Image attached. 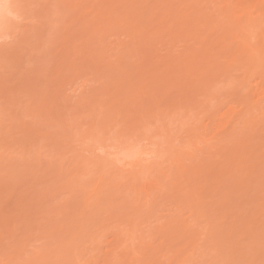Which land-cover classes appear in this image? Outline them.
Returning a JSON list of instances; mask_svg holds the SVG:
<instances>
[{"label":"bare ground","instance_id":"obj_1","mask_svg":"<svg viewBox=\"0 0 264 264\" xmlns=\"http://www.w3.org/2000/svg\"><path fill=\"white\" fill-rule=\"evenodd\" d=\"M150 1L151 0H129L127 2L125 0L123 2L119 0H107V6H104L103 8V6L100 4V6H97L95 10V3L93 5L90 4L91 6H85L86 9L91 8V10L88 12L90 13V15L87 13L90 16L89 19H79L78 21L82 22L83 27L77 28L79 24H76L77 26H75V29L70 34V38L65 49L54 54L57 57L55 61L62 60L59 62L66 63V61L71 59H81L85 63H95V58H97V61L99 59L107 60L108 58H110L111 61L117 66L119 64H122L123 62L126 63V61H131L133 66L140 69L143 63L142 60L144 58L145 48L146 50L150 51L152 49V45H154L156 42H161L164 39L163 37L165 35L169 36V34H171L173 38L176 36L185 38L189 41H193L196 43L198 42V44L200 45L198 50L192 51L193 49H190L189 53L187 51L186 54L182 56L180 54L179 56L175 54L176 57L173 62H175L179 67L172 71L173 76L178 77L179 79H181V81H183L184 79L195 81L194 79L197 76H205V78H203L204 81H202L201 83L202 86H200L199 88L197 86L198 94H196V98L193 99L188 96L189 94L186 93L185 95L187 96L181 97V101H176V104L174 102L173 104L171 103V105H167L166 103L160 104L158 103V99L156 101L155 98V100L153 101L150 100L151 103L147 106L151 111L144 112L143 114L141 112L140 117L138 116V127H140L141 130H143V128L146 126V120L151 123L153 131L155 133V136L152 138V140L159 146L157 149L156 158L152 159L148 164L140 163L141 160L149 159L150 153L146 149L148 145L134 142L133 140H128L123 144L110 145L111 149L115 147L118 150V152L121 154V159H124L126 161V165L127 162L130 161L132 163V167H120L119 165H116L114 163L106 164L104 162L105 156L101 153V145L97 142L95 137L97 129H100V125L103 123L104 119L102 118V120L100 119V117L97 118L96 116H92L93 126L90 125L92 127L89 128L82 127V125H84L82 124V121L87 118L86 116L88 114L89 108L98 107L100 105L99 103L101 102L95 101V99L82 103L80 101L79 105H76V107L73 106L70 109L67 108L62 111L60 109H57L58 112L60 110L61 113L58 114V112L56 111L58 116L56 117L54 115L57 118V121L55 119L53 120H55L56 124L59 125L60 128H62V130H60L61 133H59V136L56 137V139H62V141H64V139L70 140L71 142L73 141L75 142V144L79 145V147H81L83 151L88 153L86 155L78 153V155H76V158L78 156L79 160H77V162L72 166L71 169H69L68 171L64 170V172L70 174V178H72L74 181L83 183L82 185H85L84 189H88L89 194L88 201L91 202L93 210H95L96 212L99 211V216H101L103 213L100 212L102 211V208H110L107 217L103 220L104 223L99 226L94 233H96L98 237H103V240H105L106 238L104 237V235L108 234L112 237L111 241H109L107 244V251L99 250L95 254V256H91L93 257L92 259L96 260L94 257H97L98 255L97 260L95 262L91 261V264H194L196 260L198 261V256H203L202 253L204 252V250L202 249L207 240L204 241L202 238V242L200 238V235H203L202 231H204L205 229L199 227V225L201 226L204 220L201 221V224L198 223L200 220L194 223V216L196 214L194 208H200V216L202 213H204L203 211H201L202 208H208L204 209L205 211L211 208L210 205V208L208 207L209 202L206 201L208 198L204 195L205 193L199 191V189H201L199 185H203L200 184L202 178L204 179L205 176H207L209 173H213L209 172L211 163L208 162L210 164L208 165V163L200 162L202 161V159H199V156L201 154H198V141L200 139H235L234 141L241 143L244 142L241 141L242 139H247V141H250V133L248 132V130L252 127L256 129L257 121L259 119L260 121L264 120V115L262 114L264 112V0H162V3H159L157 6L152 5V8H154V12L152 14L149 13V16H146L147 18L149 17V20H146L145 18L148 23H146L145 26H141L143 16H145L144 13L147 14L149 11H151V5L149 4H151L152 2ZM2 3L4 5H9L8 0H2ZM139 4L142 5L143 12H139L140 14H137L136 11L138 10L137 7L140 6ZM85 7L83 9H85ZM210 9H212V11H210ZM9 11L10 8L0 9V21H2L1 19L4 20L10 17L8 16ZM102 11L104 12L102 13ZM217 16H220L221 20H219ZM124 29H127V31H125L127 32L126 34L123 32ZM110 32L119 33L123 36V39L117 40V42L115 43V47L113 48L112 53L106 54L107 51L104 50V48H106L104 45L103 48H95L96 51L86 46L85 51L83 53L80 52L81 55L79 56L81 58H79V56L77 58L73 57L72 53L75 52V48H77L78 50V47H81V44L89 42V39H85L87 36H89L91 40L94 39L95 42H97L96 40L100 42L102 38ZM88 45H90V42L88 43ZM97 45L99 46V44ZM149 45L151 47H148ZM39 51L40 43L37 42L32 47V53L36 56H39L41 53ZM105 54L107 56H105ZM77 55L78 54H76L75 56ZM167 57L163 59L165 60L164 62L160 61L162 65L165 64L166 61L169 62V60H173V58ZM154 59H156L155 56ZM108 61L110 60L108 59ZM111 61L110 63H112ZM155 64L156 63H154V65ZM133 66L132 68H134ZM159 66L160 65H158V67ZM166 67H168V65ZM166 67L162 66V69H160V72L165 78L168 73H171L167 69H165ZM240 70H242L243 72L238 74ZM195 75L196 77L193 78ZM68 76L65 75V77L67 78ZM142 77L140 76V78ZM151 83H153V80ZM159 83L160 85H155L156 87H158V90L156 89L157 92L159 91V93H161L160 91L164 90V93L167 94L172 86L169 78L168 80L166 78V80H164L163 82L160 81ZM24 85L25 84L21 82L20 87H24ZM192 86H194V84ZM149 87L150 85L146 88L144 86H139L138 89L137 87L135 88L137 89L136 92H138L139 98L142 97V99H144L143 96L150 91H148ZM110 88H112V86H110ZM35 90L36 86L34 85V83L29 84L27 91L30 93V95ZM113 90H115V88ZM195 90L193 87V89L189 92H195ZM154 91L155 90H153V92ZM120 92H118L117 90V93ZM157 92L155 95H157ZM149 93L151 94V92ZM113 94H115L114 91ZM133 94L131 96H133ZM115 95H108L109 106H111L113 109L117 104L116 109L119 107V110L115 112L114 117L117 116L118 118H121V113H123L122 110H124L125 112L128 109V111L132 112L135 111V109L137 111V109L139 108L135 107V109L129 110L126 104H120L122 99L119 100V96L117 97ZM100 98H102V96H100ZM150 99L152 98L150 97ZM159 99L161 100V98ZM108 100L105 101L107 102ZM126 101H128V99H126ZM131 102L133 103V101ZM141 102L145 101H140L139 104ZM113 103L115 104V106ZM65 104L68 105L67 102ZM168 104H170V102H168ZM213 104L216 106V110L214 112H211V114L206 115L204 123H200V125H197L200 122V117L205 112H207V107ZM43 105L45 107L44 102ZM24 106L26 107V105ZM47 106L48 105H46L45 108H47ZM100 108L103 107L100 106ZM22 109H24V107ZM259 109H262V111L259 112ZM105 110H107V108ZM48 111L50 112V110ZM77 111L79 112V114L76 113ZM103 111L104 110L102 109V111L100 112ZM100 112L98 113L100 114ZM110 112H112V110H110ZM26 113L27 112L25 111L23 113L22 110L13 113L12 111H9V108L7 106L0 107V139H6L7 137H9L8 134L6 136L4 135V133H7V131L5 130H7L8 127H14L18 123H22L21 118L24 119V117L28 116V114ZM111 116L112 117L109 121L110 125L116 123L112 119L113 115ZM31 118L33 119V117ZM127 121L129 122V120ZM109 123L107 124L109 125ZM194 123L196 126L194 125ZM251 130L252 129H250V131ZM255 132H257V130H255L254 133ZM251 137L253 140L254 136ZM14 139L17 138L15 137ZM90 140L92 141V143H88V141ZM62 141L60 142L62 143ZM67 144L68 143H66V145ZM103 144H107V141H105ZM77 145H75V149ZM236 148L237 147H234V150ZM108 153H111V151ZM234 153H236V150ZM230 154L231 153H228L227 155L230 156ZM227 155L226 157L228 159L229 157ZM244 155L246 156V153ZM259 155H257V157ZM71 156L72 155H70L69 158H72ZM219 156L222 157L223 155ZM237 156H239L238 153ZM261 156H263L262 158L264 159V153H262ZM230 158L228 159V163L232 162L230 161ZM262 158L260 157V159ZM232 160L237 159L235 158ZM253 161L251 162V164L255 165ZM224 162L225 161H221L222 164ZM235 163L233 162V164ZM231 166L232 167H230V169H232L233 167L236 168V166ZM222 167L223 166H221L220 168L218 167V169H220V171H222L223 173L225 171H229H224L223 169H221ZM227 167L228 166H226V168ZM216 168L217 167H215V169ZM217 171H215V174ZM219 173H217V175ZM258 176L259 175L257 173V177ZM209 177L207 179H209ZM222 177L220 176L219 179ZM258 178L254 179L253 177V180H258ZM211 181L212 180H210V182ZM214 182L215 179L213 180V183ZM217 182L216 184H218ZM256 183H259V181ZM218 185H220V183ZM260 185L261 186L257 185L256 187L259 186L262 188V183ZM222 186L223 185L221 183V186H218V188H221L222 190ZM234 186L236 187V189L239 187L237 184H234ZM210 188L207 187L206 190L209 191ZM224 188L226 187H223V189ZM219 192L222 194V192L224 193V190H218L217 193L219 194ZM260 192L262 191H259V193ZM225 193L227 194L225 196L228 197V192L226 191ZM115 194L122 195L121 202H114L116 199H113L112 197ZM215 194L216 193H214V195ZM221 194L220 196L223 195ZM262 194L263 195H261L260 193V201L261 199H264V193ZM209 195L207 196L210 198ZM168 196H173L180 199L175 200L179 205L182 199V201H184V203L188 206V208L186 205V207L183 206L185 207V209H187V214L189 216L184 215L183 218V214H181L182 220L185 221L184 224L180 225V228H177V224H179V222L182 223V221L181 218H178L180 217L178 216V214V217L175 215L176 218L173 216L176 213H169L165 214L164 216L160 214V216H154L155 208L158 205L163 204L161 203V201H163L164 199L168 200ZM214 197L215 196H212V200ZM222 198L223 197H221V199ZM229 199H225V201L229 202ZM166 200L163 202H166ZM171 200H173V198H171ZM177 201H179V203ZM222 201L220 205L223 204L224 201ZM217 202L216 204H219ZM177 204H174V206L172 205V207L177 208L175 207L177 206ZM246 204H248V201ZM182 205L184 204L181 203V206ZM178 207L179 208L177 209L183 208L180 206ZM217 207L216 209L218 211H214L215 213L224 212L225 210L223 209H226V207H220V210L223 211L219 212V209ZM177 209L175 211H177ZM210 210L209 213H206L211 215L214 214L212 213L213 211L210 212ZM170 211L168 210V212ZM259 211L257 209L253 212L248 211L243 216L240 215L238 217V220L235 223L232 222L231 225L228 224V227L220 228L219 224L225 223L223 221H220L217 225L219 226L217 232H214L216 230V228L214 227L217 226H212L214 225L213 220L216 217L213 218L212 216L214 215H209L213 220H210L208 222L213 223L211 226L214 229L212 227V229L209 228V224V226L207 225L208 230H212L213 234L215 233L214 235H212L211 232L210 235L215 237L216 235H225L228 240H230V238L232 240L231 242H229L224 237L229 242L228 244L225 243V245L227 244L226 248L225 246H222L220 244V246H222L223 248L220 247L221 250L216 249L214 250L215 254H210L212 257H215V264L219 262L220 264H232V262H245V264H255V259L257 254L259 253V249L263 247H261L260 244L263 241L264 236V234L262 233L263 231L261 232L262 228L264 229V213ZM228 213L229 212H227V214ZM225 214L226 213L224 212V217ZM228 216H230V213ZM153 217H155L154 227L147 230L145 232V235H143L141 239H138L136 231L139 226L145 223L147 219L149 220ZM185 217L190 220L187 221ZM206 217L207 215L205 216V221ZM210 217H208L207 219H211ZM218 217L219 220H223L220 219V216ZM177 218L180 220H178ZM217 221L214 220V222ZM87 225L83 226L82 229H80L81 231H85L86 234H88L90 230ZM207 226L205 224L206 228ZM206 233L205 235L207 236ZM212 236H210V238ZM215 237L214 241L211 240V244L215 242ZM93 238L94 237H92V239ZM211 244L209 246H211ZM214 244H212L213 247L215 246ZM217 245L219 246V244ZM204 249L206 248L204 247ZM223 250L229 252V254L227 253L228 258H225L226 255L223 256L225 259L221 258L222 253L220 252H223ZM209 251L210 250H208L207 253H209ZM93 252L94 249L92 252L89 251V253H86V256L88 257V254L91 255ZM120 252H122L123 255L125 254L124 257L117 254ZM85 259L83 258V262ZM79 261L82 262V260ZM86 264L90 263L86 262Z\"/></svg>","mask_w":264,"mask_h":264},{"label":"rangeland","instance_id":"obj_2","mask_svg":"<svg viewBox=\"0 0 264 264\" xmlns=\"http://www.w3.org/2000/svg\"><path fill=\"white\" fill-rule=\"evenodd\" d=\"M119 1L124 2L125 0H119ZM126 1L128 2L129 0ZM8 2L9 5L12 6L17 4L24 6L21 9H17L15 7L10 8V12H12L13 16L19 13L22 19L20 21H17L12 17H8L4 20L1 19L2 21L0 22H2L5 25V27H7L9 24L13 25L16 28V31L12 33V36L21 37L24 43L22 47L10 48L7 54H5L4 49L6 47H9L8 41L7 39L0 41V107L7 106L9 108V111H12L13 113L22 110L23 113L24 111L27 112L26 114H28V116L24 117V119L21 118L22 119L21 122L23 124L18 123L19 125L17 124L14 127L12 126L10 128L8 127L7 130H5L7 131V133H4V135L6 136L8 134L9 137H7L6 139H0V261L15 262V264L16 263L19 264L20 262H21L20 264H57V263L86 264V262L91 264V261L95 262L97 260L98 255L97 257H94L96 260L92 259L93 257L91 256L92 255L95 256V254L99 250L107 251L108 248L107 244L109 241H111L112 237L108 234L104 235V237L106 238L105 240H103L104 239L103 237H98L97 234L94 233L96 229L104 223L103 220L104 218L107 217L110 208H105V209L102 208V211L100 212L103 213L101 216H99L98 215L99 211L96 212L95 210H93V206L91 202L88 201L89 194H88V189H84L85 185H82L83 183L74 181L72 178H70L71 177L70 174L64 172V170L68 171L69 169H71L72 166L77 162V160H79L78 156L76 158V155H78V153H82L84 155L88 153L83 151L81 147H79V145L75 144V142L73 141L71 142L70 140H65V139L64 141H62V139L59 140L56 139V137L59 136V133H61L60 130H62V128H60V126L56 124L57 121L56 117L58 116V114L61 113L62 110L67 108L70 109L73 106L76 107V105L78 106L80 101L82 103L95 99V101L101 103H99L100 104L99 106L97 105L98 107L89 108L88 114L86 113L87 118L83 120L84 122L82 121V124H84V125L81 124L82 127L89 128L93 126L92 116H96L97 118L100 117V119L102 118L104 119V120L102 119L103 123L100 125V128L102 127L106 129L109 126L110 127L112 125L115 126L117 123L123 125H125L126 123L127 124L131 123L134 126H136V124L138 126L140 113L142 112L143 114L144 112L151 111L147 106L148 104L151 103V101L155 100V98L156 101L158 99V103L160 104L166 103L167 105H171V103L173 104L174 102L176 104L179 100L181 101V97L187 96L185 95L186 93L189 94L188 95L189 97L195 99L196 94H198V88L202 86L201 83L202 81H204L203 78H205V76L196 77L197 75L196 74L193 77V78L196 77L194 79L195 81H190L189 79H188L189 81L186 79L181 81V79H179L178 77L173 76L172 71H174L179 67L175 62H173L176 55L179 56L180 54L182 56L186 54L187 51L189 53L190 49L191 50L193 49L192 51L198 50L200 45L198 44V42L196 43L193 41H189L188 39L185 38H180L177 36L173 38L171 34H169V36L165 35L163 37L164 39L161 42L159 43L156 42L154 45H152V47L150 45L148 46L152 48L150 51L146 50L145 48L144 58L142 60L143 63L141 65L142 68L140 67V69L133 66L131 61H126V63L123 62L122 64H119L117 66L111 61L110 58L108 59L113 64L110 63L108 59L107 60L99 59L97 61V58H95L94 60V62L96 61L95 63L92 62L85 63L81 59L79 60L71 59L66 61V63L59 62L62 60H57L59 64L58 65L57 61H55L57 57L54 54L58 51H63L65 49L67 42L69 41L70 34L75 29V26L79 24L77 28L83 27L82 22L78 21L79 19L80 20L82 18L84 20L89 19L90 13L88 12L91 10V8L86 9V7L89 6L90 4L93 5L95 3L94 5L96 6L94 10L96 9L97 6H100V4L104 8V6L108 5L107 0L105 1L104 0H8ZM150 2L153 3V4L152 3L149 4L151 5V11H149L147 14L144 13L145 16H143L144 20L142 19L141 26H145L146 23H148V21L146 20L149 17L147 18L146 16L147 15L149 16V13L152 14L154 12V8H152L153 7L152 5L157 6L159 3H162V0H151ZM84 7L85 9H83ZM137 9H138L137 10L138 12L136 11L137 14L139 12L140 13L143 12L142 5L138 6ZM210 11H212V9H210ZM103 12L104 11H102V13ZM217 17L219 20H221L220 16ZM125 31H127V29L123 30V32L126 34L127 32ZM103 38L101 40L102 42L101 41L99 42L98 40H96L97 42H95L94 39L91 40L90 37L87 36L85 39H89L90 45H88L89 42H85V44H81V47H78V50L77 48H75L74 49L75 52L72 53L73 57L77 58L79 55H81L80 52L83 53L85 51L86 46L90 47L92 50H95V48L97 47L103 48L104 45L106 47L104 48V50L107 51L106 54H110L112 53L117 40L123 39V36L122 34L119 33L110 32ZM37 42L40 43L39 52H41L40 53L41 56L40 55L36 56L35 54L32 53V47ZM97 44H99V46ZM76 54L78 55L75 56ZM106 54L105 56H107ZM154 56L157 60L154 59ZM160 57L161 58L164 57V58L161 59ZM166 57L173 58V60H169V62L166 61L165 64L162 65L160 61L164 62L165 60L163 59H165ZM79 58L81 57L79 56ZM154 63L156 64L158 63V64L154 65ZM175 64L177 65V67ZM158 65H160L159 66L160 68L158 67ZM167 65L168 67L169 66L170 67L169 68L166 67ZM132 66L134 68H132ZM162 66H165L166 67L165 69L171 72L170 74L168 73L166 75L167 80L169 78L170 83H172V86L170 90L167 92V94L164 93V90L160 91L161 93H159V91L157 92L158 87L155 86L156 84L160 85L159 83L160 81L163 82L164 80H166V78L160 72ZM242 72L243 71L240 70L238 74ZM65 75L67 76L69 75L68 78L65 77ZM140 76L143 77L140 78ZM161 77L164 79H162ZM151 79L153 80V83H151L152 82ZM176 81L179 82L177 83ZM21 82L25 84L24 87H20ZM63 82L65 83V85ZM33 83L36 86V90L30 95V93L27 91V88L29 87V84H33ZM193 84L194 86H192ZM149 85H150L149 87L150 89L148 88V91L150 90L149 92H151V94L148 92L147 94L144 95L145 97L143 96L144 99H142V97L139 98L138 92H136L138 87L144 86L146 88ZM110 86H112V88H110ZM136 87L137 89H135ZM193 87L194 90L195 89L196 90L195 92L190 93L189 91L192 90ZM114 88L115 90H113ZM117 90L118 92L120 91L122 92L117 93ZM153 90L155 91L153 92ZM113 91L117 95L113 94ZM156 92L157 95H155ZM132 94L133 96H131ZM108 95L110 96L115 95L117 97L118 96L121 97V98L118 97L119 100L122 99L121 100L122 103L120 102V104L122 105L126 104L129 110L135 109V107L136 108L139 107V108L137 109V111L135 109V111L132 112L128 111V109L125 112L124 110H122L123 113H121L120 116L121 118H118L117 116L114 117L115 112L119 110V107L116 109L117 104L115 106L114 103L113 104L115 107L113 109L111 106H109ZM97 96L99 97V99ZM100 96H102L104 100L100 98ZM150 97L152 99H150ZM159 98H161V100ZM126 99H128V101H126ZM139 99L140 101H145V102H141L139 104L140 102ZM105 100L108 101L106 102ZM131 101H133V103ZM43 102L45 104V107L46 105H48L47 108L44 107ZM64 102L65 103L67 102L68 105H66ZM168 102H170V104H168ZM135 103L137 104V106ZM24 105H26V107ZM141 105L143 106V108ZM100 106L103 108H100ZM23 107L24 109H22ZM106 108L107 110H105ZM215 108L216 106L214 104L207 107V112H205L200 117V122L197 125H200V123H204L206 119V115L211 114V112H214L216 110ZM57 109H60L61 111L59 110L58 112ZM102 109L104 111L100 112L102 111ZM48 110H50V112ZM110 110H112L113 114L112 112H110ZM53 111L55 114L53 113ZM56 111L58 112V114ZM261 111L262 109H259V112ZM98 112H100V114ZM76 113L79 114L78 111ZM262 114L264 115V112ZM111 115H113L112 119L116 123L110 125L109 121L112 117ZM31 117H33V119ZM53 119H55L56 121ZM126 119L129 120V122ZM106 122L109 123V125ZM250 129L252 130L250 131ZM250 129L248 130V132L250 133V138H249L250 141L249 140L247 141V139L244 140L242 139L241 141H244L243 143L236 142L234 141L235 139H214V140L200 139L198 141L199 142L198 154L199 155L201 154L199 156V159L200 158L202 159V161L200 162L211 163V165L208 163V165L211 166L209 168V172H213L205 176L204 179L203 178L201 179L200 184L203 185L202 186L199 185V186L201 189L202 188L203 189L202 190L199 189V191L205 193L204 195L208 198L206 201L209 202L208 207L210 208L211 206L210 208L211 210L210 209L209 210L210 212L213 211L212 213L214 214L212 215L214 216L208 214L209 210L207 211L204 210L208 208H202L201 211H203L204 213H202L200 216L199 213L200 208L197 209L195 207L194 208L196 211L195 216L197 217L194 216L195 218L194 223L200 220L198 223L201 224V221L204 220L206 226L207 225L209 226L210 224L209 228H211L212 226L215 225L217 226L219 224L218 222L223 221L225 223L221 222L222 224H219L221 228V227H228L229 225L232 224V222L235 223L240 215L243 216L248 211L253 212L254 210L258 209V211L260 210L259 212L264 213V199L263 200L261 199L260 201V196L263 195L262 193H264V159L262 158L263 156H261L262 153H264V120L260 121L259 119L257 121L256 129H254V127ZM255 130H257V132L254 133ZM251 136H254L255 138L253 137L252 140ZM15 137L17 139H14ZM60 141H62L63 145ZM66 143L68 144L66 145ZM75 145H77L76 149H75ZM234 147L238 148L235 149L236 153H234L235 152ZM103 149L105 152L112 151L108 143L105 145L103 144ZM227 152L231 153L230 156L227 155L228 154ZM237 153L239 156H237ZM245 153L246 156L244 155ZM66 154H68L69 156L72 155L71 156L72 158H69V156ZM219 155L221 156L223 155V156L220 157ZM226 155L229 158L231 157L230 158V161H232L231 163H228L229 158L227 159ZM257 155H259L262 159H260L259 156L257 157ZM234 157L237 160H232L235 159ZM225 159L227 160V162ZM251 160L255 163V165L251 164L252 162ZM255 160L256 162L257 161L258 162L256 163ZM215 161H218L219 164L223 166L221 169H223L224 171L229 170L230 172L225 171L223 173L222 171H220L218 167L220 168L221 166L218 164V162ZM221 161L222 162L225 161L224 163L226 164L228 163V164L227 165L224 163L222 164ZM233 162L235 164H233ZM231 165L236 166V168L233 167L234 169L233 168L230 169V167H232ZM226 166H228L229 168L228 167L226 168ZM215 167H217L216 169L218 171L215 169ZM215 171H217L216 174ZM219 172L222 173L220 174ZM217 173H219L218 174L219 176L217 175ZM257 173L259 175L258 176L259 178L257 177ZM255 175L258 178V180H253V177L254 179H257ZM220 176L223 179L220 178L221 179L220 180L219 179ZM208 177L210 180H212L211 182L209 179H207ZM68 179L70 180V182ZM214 179L215 182L213 183ZM255 181L256 182L259 181V183H256ZM216 182L218 184L220 183V185L216 184ZM221 183L223 185L222 190L221 188H218V186L219 187L221 186ZM261 183H262V188L259 187L261 186L260 185ZM208 184L210 185L211 188L209 187ZM234 184L235 185L237 184L239 187L236 189ZM239 184L241 185V188ZM257 185L259 186L256 187ZM207 187L210 188L209 191L206 190ZM214 187H215V192H214ZM223 187L226 188L223 189ZM225 189L228 192V197L225 196L227 195L225 193L226 192ZM218 190L220 191L224 190V193L222 192L224 196L220 192L218 194L217 193ZM259 191H262L260 192L261 195ZM212 192L216 194L214 195V193ZM220 194L222 196H220ZM207 195H209L210 198ZM212 196L215 197L217 196L216 201H215V197L212 200ZM221 197H223L222 199L225 203L222 201ZM112 198L116 199L114 202L119 203L121 202L122 195L115 194ZM168 198H169L168 200L166 199L163 200V201L166 200V202L161 201V203L163 204H160L155 208L154 216L155 215L164 216L165 214L176 213L173 216L176 218L178 214V216L180 217L178 216L177 217L181 218L182 221V223L179 222V224H177L178 226L176 225L177 228H180L181 227L180 225L184 224L185 221L182 220L181 214H183V218L184 215H188L187 209H185L187 204H185L184 201H182V199L180 205L177 204L175 200H177L178 198H175L173 196L170 197L168 196ZM171 198H173V200H171ZM225 199L226 200L229 199L230 201L226 202ZM221 201L223 202V204H221L222 206L220 205ZM247 201L248 204H246ZM177 202L179 203V201ZM216 202L219 204H216ZM181 203L184 205L181 206ZM174 204H177V206H175L177 208H179L178 206L180 207H183L185 205L186 206L181 209H177L172 207V205L174 206ZM226 205L228 206V208ZM171 207L174 209V212ZM216 207L219 209V212L225 210L224 211L226 213L225 217H224V212L221 213L214 212V211H218ZM220 207L223 208L226 207L227 210L223 208H221L223 210H220ZM176 209L177 211H175ZM168 210L171 211L168 212ZM227 212L230 213V216H228L229 213L227 214ZM215 214L220 216V219L223 220H219V217L216 216ZM219 214H221L222 216ZM206 215H207L206 221L208 224L205 221ZM209 215L212 216L213 218L216 217L217 219L215 218L214 219L215 221L217 220L219 221L214 222V220ZM186 217L185 219L188 218ZM208 217H210L211 219L208 220L207 219ZM154 219L155 217L149 220L147 219L145 223L139 226V228L136 231L138 239H141V237L145 235V232L147 230L154 227ZM189 220L190 219H187V221ZM210 220H213L214 225H212L213 223L208 222ZM204 222H202L201 226L199 225V227L204 228L205 230L204 229L203 230L206 231L207 233L202 231L203 235H200V238L201 240L203 238L204 241L206 240L207 241L205 242L206 244H204L202 249L204 250V252L202 253L203 256H198L199 260L198 261L196 260L194 264H215V257L211 256L215 254L214 250L216 249L221 250V248H223L222 246H225L226 248L227 244L232 240L231 238L230 240H228V238H226L225 235L222 236L216 235V237L212 236L215 233L213 234L212 230H208V226L206 228ZM86 225L87 227L90 228L88 234H86L85 231L80 230L82 229L83 226ZM218 227L219 226L214 227L216 228L214 232H217ZM211 232L212 235H210ZM261 232L264 234L263 228ZM205 233L207 234L209 240L205 235ZM210 236H212L211 237L212 239L210 238ZM92 237L94 238L96 237V238L92 239ZM214 237H215V242H213ZM211 240H213L212 244L215 243L214 247L211 244ZM262 242L260 245L261 247L262 246L263 247L259 249V253L257 254L255 259L256 260L255 264H264V236ZM225 243L227 244L225 245ZM210 244L213 248L209 246ZM217 244H219V246ZM220 244L222 246H220ZM204 247L206 249L207 248L209 249L206 250L204 249ZM92 248L94 249L95 253L93 252L91 255L88 254L87 257L86 253H89V251L92 252L93 251ZM208 250H210L209 253H207ZM223 252L222 251L220 252L222 253L221 258L225 259L229 254V252L228 251L226 252L225 250H223ZM117 254L120 256L122 255V257H124L125 255V254L123 255L122 252ZM84 256H86L87 258ZM223 256H225V258ZM83 258L84 259L86 258L89 261L85 259L86 261L84 260L83 262ZM79 260H82V262ZM217 264H220V262Z\"/></svg>","mask_w":264,"mask_h":264},{"label":"snow or ice","instance_id":"obj_3","mask_svg":"<svg viewBox=\"0 0 264 264\" xmlns=\"http://www.w3.org/2000/svg\"><path fill=\"white\" fill-rule=\"evenodd\" d=\"M15 7L17 9H21L24 6L23 5H4L2 3V0H0V9L3 8H12ZM8 16L12 17L13 19L20 21L22 19L21 15L17 13L15 16H13L12 12H8ZM16 31V28L9 24L7 27L0 22V41L7 39L9 47H6L4 49L5 54L10 50V48H16V47H22L23 46V40L19 36H12V33ZM146 126L141 130L140 127L134 126L131 123L127 125H121L117 123L115 126H111L108 128H100L97 129V132L95 134L97 142L101 145V153L105 156V163L106 164H116L120 167H132V163L129 161L127 162L124 159H121V154L118 152V150L113 147L111 153L105 152L102 145L105 141L109 145H117V144H123L127 142L128 140H133L134 142H139L142 144L148 145L147 151L150 153L149 159L147 160H141V164H148L151 162L152 159L156 158L157 156V149L158 144L153 142L152 138L155 136V133L153 131V127L149 121H145ZM88 143H92V141H88ZM0 264H15V262H5L0 261ZM232 264H245V262H232Z\"/></svg>","mask_w":264,"mask_h":264}]
</instances>
